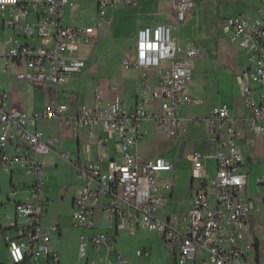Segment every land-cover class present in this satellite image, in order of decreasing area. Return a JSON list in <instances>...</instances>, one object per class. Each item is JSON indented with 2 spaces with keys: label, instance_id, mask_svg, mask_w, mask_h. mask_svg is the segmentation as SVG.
I'll use <instances>...</instances> for the list:
<instances>
[{
  "label": "built area",
  "instance_id": "1",
  "mask_svg": "<svg viewBox=\"0 0 264 264\" xmlns=\"http://www.w3.org/2000/svg\"><path fill=\"white\" fill-rule=\"evenodd\" d=\"M135 2L97 0V25L71 26L64 19L74 0H0V32L14 31L4 43L0 35L3 71L17 69L15 78L20 83L41 87L49 96L43 108L29 112L11 106L9 94L0 89V168L12 175L20 167L27 176L7 198L11 202L24 194L13 201L15 215L5 214L7 224L0 218V240L7 245L10 264H61L60 254L51 246V234L60 228L42 224L47 204L39 155L50 152L70 164L80 182L71 216L74 226L83 230L78 264H131L114 241L119 231L135 235L140 228L162 236L175 264H259V255L251 259L249 251L255 248L259 253L257 232L264 240V219L258 222L253 215L256 201L264 204V196L252 198L249 192L253 182L264 188V171L256 175L250 164L245 165L238 143L241 131L227 104L204 118L208 136L217 145L215 174L207 177L204 160L208 156L196 151L193 181L197 187L187 212L161 216L164 190L174 188V180L163 182L161 175L173 171L174 165L162 156L144 160L137 153L144 122H153L169 138L181 137L190 121L181 115V107L202 104L187 92L193 60L201 50L192 43L182 48L174 25L138 29L134 58L123 61L127 70L139 71L141 93L133 105L127 106L117 96L105 100L99 93L94 107L58 99L59 87L87 67L79 57L81 47L98 38L101 26L112 24L119 5ZM173 6L179 22L196 9L193 0H175ZM224 27L246 57L236 80L249 112L243 118L246 132L252 135L247 144L260 140L264 149V0L255 18L229 17ZM150 69L156 72L155 88L149 82ZM45 120L73 130L77 140L79 130L88 128L94 141L79 143L75 150L65 145L57 150L60 138H44L38 129ZM103 224L107 229L99 230ZM143 252L137 250V256Z\"/></svg>",
  "mask_w": 264,
  "mask_h": 264
},
{
  "label": "rangeland",
  "instance_id": "2",
  "mask_svg": "<svg viewBox=\"0 0 264 264\" xmlns=\"http://www.w3.org/2000/svg\"><path fill=\"white\" fill-rule=\"evenodd\" d=\"M75 6L66 11V21L71 25H97L99 19L96 14V0H74ZM196 13L187 14L183 22L177 20V13L171 10V0H136V4L124 5L131 10L141 9L155 11L163 14V18L174 25V34L179 45L185 48L192 43L198 46L201 53L193 60V76L187 84V91L193 96L199 97L202 104L185 105L183 113L192 118L203 119L211 109L227 103L231 112L243 114L241 96L237 85L236 75L245 63V53L237 42L230 39L225 30L226 18L239 17L243 20L255 18L261 12L259 0H194ZM170 5V6H169ZM120 8V7H119ZM113 11L114 23L110 27L100 29V36L83 45L81 55L88 67L84 73L77 76L71 86L66 90L79 92L82 105L91 106L93 96L99 90L107 93L108 87L117 84V94L126 102L130 101L138 88V73L135 70H127L123 65V59L133 58L137 46V31L139 22L132 12L122 14L120 9ZM128 12V11H127ZM118 19L121 26L118 29ZM2 42L8 36L14 35V31L7 29L5 34L0 32ZM118 46L121 49L118 54ZM127 55H129L127 57ZM15 68L9 72L2 69L0 60V89L9 94L11 106H17L24 110L32 111L44 104L45 92L41 87L20 83L15 78ZM127 85V86H126ZM201 122V121H200ZM43 135L49 136L59 130V124L54 120H45L39 123ZM145 137L138 148L142 157H156L164 155L170 158L176 165L177 171L168 179L174 180L175 208L186 209V204L193 178V155L200 151L209 155L212 160L214 153L211 140L207 138L206 124L194 125L188 123L183 136L169 138L162 130L153 124L145 125ZM249 135L242 143L243 156L246 161L252 159L256 170L260 175L264 171V149L256 143L248 145ZM203 145V146H202ZM40 161L45 165L43 197L50 200L46 205L47 215L43 220L46 227L60 225L64 230L63 239L59 241L63 264H76L77 244L82 229L75 227L71 218V203L78 190L75 176L70 164L59 160L55 155H39ZM27 176L22 169L16 171L11 184V175L0 168V218L5 220V214L15 215L13 201L24 197L21 193L14 196L8 202V195L13 191V186L20 187ZM249 195L252 198L264 196V188L258 187L253 182ZM192 196V193H191ZM253 215L258 222L264 219V204L256 201V209ZM260 238L259 253L253 248L249 251V257L254 259L259 255V264H264V240ZM148 249L151 257L136 258L139 264H172L171 255L164 247L158 233L143 230L136 235L122 234L119 239V249L133 256L137 249ZM0 264H10V258L4 250L0 251Z\"/></svg>",
  "mask_w": 264,
  "mask_h": 264
},
{
  "label": "crops",
  "instance_id": "3",
  "mask_svg": "<svg viewBox=\"0 0 264 264\" xmlns=\"http://www.w3.org/2000/svg\"><path fill=\"white\" fill-rule=\"evenodd\" d=\"M174 1L175 0H171V10H173V11H175V9H174V6H173V4H174ZM194 1V0H193ZM260 1V4H261V0H259ZM135 4H136V2H135ZM196 4V3H195ZM127 6H129V5H127ZM127 6H124V5H119L117 8H119L120 9V11H121V13L123 14L124 12H125V14H127V13H129L130 11H133L132 13V15L133 16H135L136 18H137V20H138V22H139V25H140V27H142V26H145V25H156V24H160V23H164V24H171V23H169V20L168 19H166V18H163L162 16H163V14L162 13H160V12H155V11H145V10H141V9H135L134 8V10H131V8H128ZM69 8V7H68ZM67 8V9H68ZM67 9H66V11H67ZM97 0H96V14H97ZM128 11V12H127ZM195 13H196V9H195ZM195 13H192V14H195ZM99 19V18H98ZM252 19V18H251ZM64 23L65 24H67V25H71V24H69V23H67V21H66V15H65V19H64ZM114 23V17H113V22H112V24ZM111 24V25H112ZM110 25V26H111ZM71 26H80V25H71ZM86 26H94V25H86ZM110 26H101L100 27V29L101 28H105V27H110ZM120 26H121V20H119L118 19V29L120 28ZM139 27V28H140ZM138 28V29H139ZM100 29H99V36H100ZM98 36V37H99ZM80 52V51H79ZM120 52H121V49H120V47L118 46V54H120ZM129 55H127V57H128ZM79 57L80 58H82V59H84L81 55H79ZM130 58V57H129ZM134 58V57H133ZM132 58V59H133ZM126 59V58H125ZM125 59H123V61L125 60ZM131 59V58H130ZM85 60V59H84ZM86 61V60H85ZM86 64H87V67H88V63L86 62ZM244 64V63H243ZM242 64V65H243ZM241 65V66H242ZM86 67V68H87ZM85 68V69H86ZM85 69L81 72V73H84L85 72ZM130 70H135L137 73H138V78H137V84H138V88H137V90H136V92L134 93V95H133V97L131 98V100L130 101H128V102H126L125 100H123L122 98V100L126 103V105L127 106H131V105H133L134 103H135V101L137 100V98L140 96V93H141V81H140V77H139V71H137L136 69H130ZM81 73H79V74H75V75H73L72 77H71V79H70V81L67 83V84H65V85H62V86H60L59 87V89H58V91H59V94H58V99H59V101L60 102H69V103H73V106H79V105H82L81 103H80V97L79 96H77L76 94H78L79 92H77L76 90L75 91H72L71 93L69 92H67L66 90H63L62 92L63 93H61V91H60V88L61 87H65L66 89H68L70 86H71V84L74 82V80H75V78L77 77V76H79ZM192 76H193V74H192ZM192 79V78H191ZM149 82H150V84H151V86L153 87V88H155L156 87V85H157V77H156V72L153 70V69H150L149 70ZM27 84V83H26ZM28 85H31V84H28ZM127 86V85H126ZM188 88V87H187ZM116 90H117V84H115L114 86H109L108 87V89H107V93L106 94H104L101 90H99L98 89V91L94 94V96H93V104L91 105V106H88V105H85V106H88V107H94L95 106V98H96V95L99 93L105 100H107V99H110V98H113V97H115V96H117V97H119L120 98V96H119V94H117V92H116ZM188 92V91H187ZM188 94H190L189 92H188ZM192 97H195V98H199V97H196V96H193L192 94H190ZM44 104L42 105V106H39V107H36L34 110H38V109H41V108H43L46 104H47V102L49 101V96L45 93V97H44ZM224 104H227V103H224ZM242 104V108H243V114H234V113H232L231 112V109H230V105L229 104H227L228 105V107H229V109H230V114H231V116L235 119V121H236V124L239 126V128H240V131H241V137L239 138V140H238V143H239V146H240V148H241V151L243 152V150H242V143L244 144L245 143V140L248 138V133L246 132V129H245V126H244V123H243V118H245L246 116H248V114H249V112H248V110L244 107V105H243V103H241ZM221 105H223V104H221ZM220 105V106H221ZM185 106V105H184ZM17 107V106H16ZM219 107V106H218ZM218 107H215V108H218ZM19 108V107H18ZM215 108H213V109H211L210 111H209V113L212 111V110H214ZM24 110V109H23ZM34 110H32V111H34ZM26 111H29V110H26ZM29 112H31V111H29ZM209 113L204 117V118H206L208 115H209ZM181 115L183 116V117H185V118H188L190 121L188 122V123H191V124H194V125H202V124H206V122L204 121V118L203 119H200V118H192V117H188V116H186L184 113H183V106L181 107ZM194 119H198V120H202L201 122H199V123H195L193 120ZM40 123V122H39ZM39 123H38V129L40 130V128H39ZM149 123H151V124H153L154 125V123L153 122H144L143 124H142V130L144 131V137H145V133H146V130H145V125L146 124H149ZM58 124H59V122H58ZM155 126V125H154ZM206 128H207V124H206ZM41 131V130H40ZM89 129L88 128H83V129H81V130H79V140H77L75 137H74V132H73V130H71V129H68V128H62L61 126H60V124H59V130L55 133V134H52V135H49V136H45L44 135V138H49V137H57V138H60V142L59 143H57V145L55 146L56 147V149L57 150H62L63 149V145H65L66 146V148H68V149H70V150H75L76 149V147H77V145L80 143V144H82V143H93V138H91L90 136H89ZM144 137L142 138V140L139 142V144H138V146H137V148H136V150H137V153H138V155L140 156V154H139V152H138V148H139V145L141 144V142L144 140ZM207 138H209V136H208V132H207ZM209 140H211V142H212V145H213V150H214V153H213V155H212V160H208L209 159V155L208 154H206L207 156H208V158L206 159V160H204V162H205V165H206V170H205V173H206V175H207V177L208 178H212L213 176H214V174H215V165H216V161H215V159H214V154H215V152H216V150H217V145H216V142L214 141V140H212L211 138H209ZM258 144L261 146V143H260V140L258 141ZM203 146V145H202ZM262 147V146H261ZM55 155L59 160H63V159H61L55 152H50V153H48V154H43V155ZM159 156H162V157H164V158H166L168 161H170L173 165H174V170L173 171H171V172H164V173H162V175H161V179L163 180V182H171L172 181V179H168L167 177H166V175L167 174H169L170 176L173 174V173H176V171H177V168H176V165H175V163L170 159V158H168L167 156H164V155H159ZM142 159H144V160H147V159H153V158H156V157H158V156H156V157H142V156H140ZM192 163H193V160H192ZM246 163H248V164H250L251 165V169L254 171V170H256V166L254 167V164H253V162H252V159H249V161L247 162L246 161ZM193 165H194V163H193ZM71 166V165H70ZM72 167V166H71ZM19 169V167H17V168H15V170H14V172H13V174L11 175V184L13 185V176H14V174L16 173V171ZM44 170H45V165H44ZM72 170H73V173H74V176H75V172H74V169L72 168ZM192 174H193V172H192ZM75 180H76V183H77V186H78V190H77V192H76V195L74 196V198H73V201H72V203H71V216H72V212H73V202H74V199L76 198V196L78 195V192H79V189H80V182L77 180V178H76V176H75ZM19 186H20V184H19ZM13 187H17V186H13ZM195 187H197V183L196 182H194L193 181V178H192V185H191V193H192V191H193V188H195ZM191 193H190V195H189V199H188V201H187V203H185L186 204V209H184V210H178L177 209V207L175 208V204L177 205V202H176V200H175V186H174V188L173 189H171V190H164V198L166 199V204L164 205V207H163V209H162V211H161V216L162 217H167L168 216V214L170 213V212H178V213H184V212H187L188 210H189V208H190V200H191ZM45 199V198H44ZM50 202V200H48V199H45V203L48 205V203ZM47 211H48V209H47ZM47 215V213L45 214V216ZM45 216L43 217V219H42V222H43V220H44V218H45ZM72 218V217H71ZM3 222L5 223V224H7L8 222H7V220L5 219V220H3ZM43 224V223H42ZM59 228H60V230L57 232V233H53V234H51V246H52V248L53 249H55L59 254H60V258H61V264H63L62 263V254H61V251H60V248H59V241L60 240H62L63 239V236H64V230H63V228H62V226H60V225H57ZM107 229V225H101V227L99 228V230H102V231H104V230H106ZM143 230H146V229H143V228H140L138 231H137V233L136 234H138L139 232H141V231H143ZM146 231H148V230H146ZM82 233H83V230L81 231V234H79V238H78V244H77V261H76V264H78V260H79V243H80V236L82 235ZM155 233V232H154ZM122 234H126V235H131V234H129L126 230H121V231H119L117 234H116V238H115V241H114V245H115V248H116V250L118 251V252H120V253H122L126 258H128L129 260H130V262H131V264H139L138 262L136 263V261H135V259L136 258H140V257H143V256H145V257H151V252H150V250H148V249H137V250H143L144 252H143V254L140 256V257H138L137 256V250L134 252V254H133V256H129L127 253H125V252H123L122 250H120L119 249V239H120V237H121V235ZM135 234V235H136ZM159 234V233H158ZM160 235V234H159ZM160 237H161V241H162V243H163V245H164V247L169 251V253H170V255H171V260H172V264H175V258H174V256H173V254L171 253V251L167 248V246H166V244H165V242H164V240H163V238H162V236L160 235ZM1 250H4L6 253H7V255L9 256V253H8V248H7V245H6V243L5 242H3L2 240H0V251Z\"/></svg>",
  "mask_w": 264,
  "mask_h": 264
},
{
  "label": "snow or ice",
  "instance_id": "4",
  "mask_svg": "<svg viewBox=\"0 0 264 264\" xmlns=\"http://www.w3.org/2000/svg\"><path fill=\"white\" fill-rule=\"evenodd\" d=\"M142 47H143V45H142Z\"/></svg>",
  "mask_w": 264,
  "mask_h": 264
}]
</instances>
